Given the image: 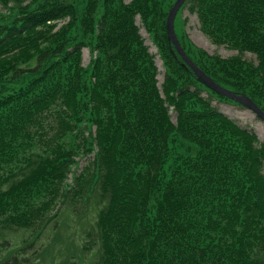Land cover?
Segmentation results:
<instances>
[{"label":"trees","instance_id":"16d2710c","mask_svg":"<svg viewBox=\"0 0 264 264\" xmlns=\"http://www.w3.org/2000/svg\"><path fill=\"white\" fill-rule=\"evenodd\" d=\"M185 1L236 54L175 31L185 53L264 112V0ZM173 3L0 0L11 9L0 21V227L33 231L15 249L0 239V264H30L27 250L71 206L84 208L81 251L96 247L87 264H264V140L213 106L235 101L171 52ZM136 15L162 59L160 84ZM58 253L54 264L85 263L68 245Z\"/></svg>","mask_w":264,"mask_h":264},{"label":"rangeland","instance_id":"374dc122","mask_svg":"<svg viewBox=\"0 0 264 264\" xmlns=\"http://www.w3.org/2000/svg\"><path fill=\"white\" fill-rule=\"evenodd\" d=\"M82 0H76L80 4ZM124 2H129L130 0H123ZM174 2L175 0H170ZM12 4V3H10ZM189 3L185 1L182 7L178 10L175 15V31L178 35H184L187 44L193 47L205 50L209 54H218L221 57H229L236 54L235 50H232L224 45H215L210 41V39L201 31L197 16L188 9ZM82 5H80L79 9ZM11 9L3 8L0 4V21L7 18L11 13ZM136 23L139 26V32L144 39V43L148 46V51L154 55L155 64L157 66L158 74L157 80L160 84L163 80L164 67L162 64V59L158 53V49L155 44L150 40L148 32L142 25L139 15H136ZM62 22H59V24ZM91 54L88 47L82 48V64L87 65ZM243 58L246 60L255 61V58L250 53H244ZM203 96H207L206 92H202ZM212 105L215 106L219 111L224 113L230 119H232L240 127L247 129L248 131L254 132L259 141L264 140V121H262L258 116H256L251 110L246 107L241 106L238 103L227 101V100H212ZM172 120H174V115H172ZM84 159H80L78 162V167L82 166ZM264 173V165L262 169ZM80 205V204H79ZM82 206V205H81ZM74 208V209H72ZM91 210V209H89ZM85 211L89 212L88 209ZM79 212L82 214L81 219L85 216L84 208L72 207L68 208L64 220L58 219L57 228L52 229L54 222H51L45 229V232L37 239L33 247L27 250V255L29 256L30 264H54L60 257L58 253L59 249H63L65 245L70 247V251L77 253V255L82 256L86 252L81 251L84 246V229L85 224L80 223V216L77 214ZM64 214V213H63ZM62 215V214H61ZM60 215V216H61ZM1 221V218H0ZM55 228V227H54ZM54 232H58L57 237L54 238ZM0 239L6 238L11 242V247L14 249L21 246L24 241L33 238L32 230H24L17 228H7L2 230L0 227ZM27 244V243H26ZM77 248V249H76ZM80 249V251H79ZM44 250L47 252L43 253ZM90 252L85 255L84 262L87 264L92 261L95 257L96 247L89 250ZM88 252V251H87ZM3 255V253H2ZM65 255V254H64ZM63 255V256H64ZM84 263V264H85Z\"/></svg>","mask_w":264,"mask_h":264},{"label":"water","instance_id":"95a60500","mask_svg":"<svg viewBox=\"0 0 264 264\" xmlns=\"http://www.w3.org/2000/svg\"><path fill=\"white\" fill-rule=\"evenodd\" d=\"M185 0H175L170 9L168 10L165 28L169 44L172 46L171 52H176L181 60L182 65L188 68L195 76L196 80L207 87L208 89L216 92L217 94L224 96L236 103L240 104L243 107L251 110L256 116L264 121V112L261 108L255 104L247 95L243 93H236L228 88H225L219 85L214 81L208 74H206L202 69H200L185 53L182 46L180 45L178 38L174 30V17L178 9L182 6Z\"/></svg>","mask_w":264,"mask_h":264}]
</instances>
